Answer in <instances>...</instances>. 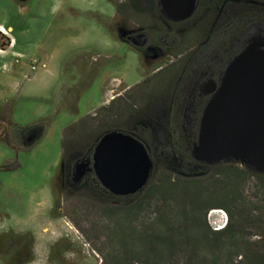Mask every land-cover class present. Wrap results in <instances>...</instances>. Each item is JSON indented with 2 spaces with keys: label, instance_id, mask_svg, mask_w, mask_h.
Listing matches in <instances>:
<instances>
[{
  "label": "rangeland",
  "instance_id": "rangeland-1",
  "mask_svg": "<svg viewBox=\"0 0 264 264\" xmlns=\"http://www.w3.org/2000/svg\"><path fill=\"white\" fill-rule=\"evenodd\" d=\"M16 2L0 0L8 12L4 16L0 10V19L6 18L0 28V234H15L0 246V264L24 245L31 254L24 264H102L103 205L89 196L86 186L64 183L60 165L86 151L98 122L124 126L109 118L119 99L131 105L125 121L146 119L174 92L180 70L175 68L198 63L213 45L197 48L189 58L198 35L194 32L161 53L159 48L139 51L124 36L164 30L147 0H59L58 6L57 0H31L26 7ZM240 26L236 13L216 28L220 52L229 36L237 40L234 32ZM255 33L256 26L246 35ZM174 72L163 88L164 78ZM94 113L95 119H88ZM189 116L188 110L181 114L186 135ZM80 118L81 131L66 130ZM160 158L155 156V167L170 171L171 161ZM13 164L16 168L5 170ZM241 189L250 201L264 198V190L257 191L250 177ZM216 210L206 214L212 228L221 224ZM140 216L152 218V207Z\"/></svg>",
  "mask_w": 264,
  "mask_h": 264
},
{
  "label": "trees",
  "instance_id": "trees-1",
  "mask_svg": "<svg viewBox=\"0 0 264 264\" xmlns=\"http://www.w3.org/2000/svg\"><path fill=\"white\" fill-rule=\"evenodd\" d=\"M147 2L148 6L155 9L154 0ZM251 16L254 21L253 12ZM178 28L179 26H175L172 29L176 31ZM172 35L165 27L163 31L156 30L154 39L159 42L157 49L164 51L165 46L161 43L169 42ZM234 35L238 36L239 31H235ZM231 37L232 35L229 39ZM230 43L232 44V39L231 42H226L221 51L225 50L227 53L237 49L239 43L228 48ZM193 53L190 52L188 57ZM212 55H215V45L209 48L208 57ZM209 64L208 58L202 56L198 63L189 67L178 65L175 70H180L178 69L179 74L174 81L175 85L173 84L172 97L178 95L182 84L185 83L186 88L190 87L193 79L200 71L206 70ZM174 74L175 72L167 74L162 81L163 88L169 77H175ZM156 85L157 82L154 87ZM119 100L116 112L109 118L123 121L124 126L118 128L98 122L96 133L86 151L91 149L104 131L118 129L131 133L157 158L168 152L170 145L158 137L160 133L154 123L147 119L134 123L124 120L130 115L131 105ZM196 103L197 99L193 104ZM95 116L94 113L88 119L94 120ZM83 127L84 118H80L66 130L81 131ZM171 131L174 129L170 124L169 133ZM188 144V137L181 139V155L175 154L176 161H185L184 166L187 162L192 163L183 151ZM155 166L156 164L153 165L145 186L130 196L109 194L91 173L84 182H80L87 187L89 196L103 205L101 215L105 219V254L102 264H264V198L250 201L242 195L241 189L242 184L250 177L257 191L264 190V175L252 174L235 163L202 165L196 170L178 169L173 172ZM14 168L16 165L13 164L5 170ZM147 207H152L153 210V217L150 219L140 216ZM212 209H219L226 216L221 228L213 229L206 220L207 212ZM245 227H250L253 231L244 232ZM11 235L15 236L11 231L1 233L0 246H5V242L12 238ZM251 236L257 238L251 240ZM30 257V249L24 245L4 264H24Z\"/></svg>",
  "mask_w": 264,
  "mask_h": 264
},
{
  "label": "water",
  "instance_id": "water-1",
  "mask_svg": "<svg viewBox=\"0 0 264 264\" xmlns=\"http://www.w3.org/2000/svg\"><path fill=\"white\" fill-rule=\"evenodd\" d=\"M193 1L156 0V6L162 17L178 21L189 15ZM209 92L190 158L207 166L235 163L264 175V41L257 33L227 60ZM152 168L143 143L128 131L112 129L98 136L89 159L74 164L73 176L77 180L91 171L109 194L130 196L145 186Z\"/></svg>",
  "mask_w": 264,
  "mask_h": 264
},
{
  "label": "flooded vegetation",
  "instance_id": "flooded-vegetation-1",
  "mask_svg": "<svg viewBox=\"0 0 264 264\" xmlns=\"http://www.w3.org/2000/svg\"><path fill=\"white\" fill-rule=\"evenodd\" d=\"M184 3L187 5L186 1ZM154 6L157 9L156 0H154ZM251 12L254 13V21H252ZM236 13L240 19L243 18V23L238 29L240 34L238 35L237 40L234 41L232 38V42L239 43L237 49L229 50L225 53V50L220 52L218 46H215L214 56L212 55V57H208L209 51L204 54L203 57L208 58L210 62L206 70L199 72L197 77L191 82L190 87L186 88L185 83L182 84L181 88L178 90L177 96L172 97L173 92L169 95L170 97L165 103L163 101L157 103L153 108L152 113L146 118L157 126L160 133L158 137L163 138L170 145V150L164 153L161 157L165 162H169V160L171 161L170 171L178 169L196 170L199 166L204 165L193 161L189 156V147L191 143L195 141L200 111L211 94L209 91L215 88L218 76L227 60H229L242 47L246 38L250 36L249 34L246 35L248 29L256 26V29L259 32V37L264 41V0H244L243 2H237L236 0H194L193 8L189 15L178 21L168 20L159 14L165 29L173 34V37L169 42L161 44L163 46L168 44L178 45L179 43H182V40L185 37L191 35V33L197 32V40L193 51L195 52L196 49L201 46L215 45L216 42L220 44L221 41L215 36L216 28L227 24L229 18ZM175 26H179L176 31L172 29ZM155 31L156 30L151 29L144 32L127 34L123 39L129 41L132 45L137 47L139 51L149 53L152 52L151 48L155 47V49H157V43H159L154 39ZM187 40H191V38ZM229 40L231 42V38ZM223 43L224 42H222V45ZM162 45L161 47H163ZM233 45L234 44L230 43L229 48ZM159 51L161 53V49ZM196 99L197 103L194 105L193 103ZM184 110H188L190 114L185 122L188 125L187 135L184 133L181 120V114ZM170 124L174 131L169 133ZM187 137L189 138V144L185 146L183 151L187 153V156L192 163L187 162L184 166L185 161L184 163L182 160L181 162L179 160L176 161L175 154L181 155V139ZM143 145L154 165L156 162L155 156L149 153V150L144 143ZM91 149L84 153H78L70 159H66V161L60 165V175L64 183L72 184L80 183L81 181L84 182L89 173L93 174L91 171H86L81 178L77 180H75L73 176L74 164L78 161L89 159ZM161 158L160 160L162 161ZM68 160L71 162L68 163Z\"/></svg>",
  "mask_w": 264,
  "mask_h": 264
},
{
  "label": "crops",
  "instance_id": "crops-1",
  "mask_svg": "<svg viewBox=\"0 0 264 264\" xmlns=\"http://www.w3.org/2000/svg\"><path fill=\"white\" fill-rule=\"evenodd\" d=\"M4 1L10 2L12 0H4ZM30 2H31V0H17L16 3H18V4H16V5H23V7H26ZM58 3H59V0H57V6H58ZM55 8H57V7H55ZM6 9H7V7L5 5H2V6L0 5V10L3 11L4 16H6L7 13H8V12L6 13ZM42 10L43 9H41V7H40V10L39 11H42ZM5 20H6V18L0 19V28L1 29H3L5 27ZM35 24H37V23H35ZM24 51L27 52L26 50H24Z\"/></svg>",
  "mask_w": 264,
  "mask_h": 264
},
{
  "label": "built area",
  "instance_id": "built-area-1",
  "mask_svg": "<svg viewBox=\"0 0 264 264\" xmlns=\"http://www.w3.org/2000/svg\"><path fill=\"white\" fill-rule=\"evenodd\" d=\"M216 211L220 215L221 224L219 226H217V227H213V229L221 228L225 224V221H226V216H225L224 212L221 211V210H216Z\"/></svg>",
  "mask_w": 264,
  "mask_h": 264
}]
</instances>
